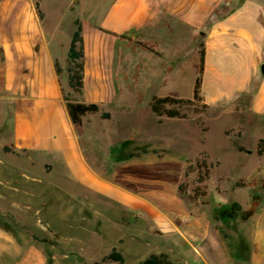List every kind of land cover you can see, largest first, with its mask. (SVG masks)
<instances>
[{
	"label": "rangeland",
	"instance_id": "rangeland-1",
	"mask_svg": "<svg viewBox=\"0 0 264 264\" xmlns=\"http://www.w3.org/2000/svg\"><path fill=\"white\" fill-rule=\"evenodd\" d=\"M242 1L226 6L231 11ZM256 1L264 12V0ZM42 2L64 81L75 16L98 22L116 0ZM156 29L127 34L151 41L164 33L160 24ZM205 29L183 26L164 40L160 56L128 39L88 38L85 93L65 97L99 104L77 125L82 144L97 170L135 191L142 204L130 210L74 177L44 173L30 164L28 151L17 157L0 149V264H93L113 247L126 261L106 264H139L151 253H165L175 264H264V72L259 68L246 89L219 96L203 79V97L193 99ZM166 95L193 99L167 105L185 116L153 111V97ZM5 98L0 92V145L13 123ZM234 202L255 206L254 214L248 220L217 215Z\"/></svg>",
	"mask_w": 264,
	"mask_h": 264
},
{
	"label": "crops",
	"instance_id": "crops-1",
	"mask_svg": "<svg viewBox=\"0 0 264 264\" xmlns=\"http://www.w3.org/2000/svg\"><path fill=\"white\" fill-rule=\"evenodd\" d=\"M232 1L116 0L103 20L88 22L75 16L74 23L77 27L76 20L82 22L84 58L92 34L95 40L104 36L107 41L116 42L123 39L121 34L128 35V31L144 33L148 30L150 33L160 24L164 33H153L150 41L157 44L159 53L156 54L160 56L164 40L171 41L183 26L206 28L207 33L201 35L205 49L204 88H210L213 96H219L246 89L264 64L262 5L256 0H243L229 11L226 5ZM219 2L225 3L224 12L218 13L221 15L215 19L212 15ZM39 3L43 16L39 14L36 0H0V67L4 66V73L0 69L3 76L0 92L6 93L5 102L13 113L11 137L2 145L14 144L19 154H9L17 157L24 156L26 149L30 164L39 165L44 173H57L64 180L74 177L96 194L136 210L142 204L140 195L103 176L86 153L67 108L65 94L74 91L69 85V70L64 72L63 81L62 60L53 54L48 39L51 20L42 0ZM87 32L93 33L88 36ZM68 51L66 62H69ZM56 62L60 64V72ZM85 102L96 101L86 99ZM11 167L13 171L18 170V165Z\"/></svg>",
	"mask_w": 264,
	"mask_h": 264
},
{
	"label": "trees",
	"instance_id": "trees-1",
	"mask_svg": "<svg viewBox=\"0 0 264 264\" xmlns=\"http://www.w3.org/2000/svg\"><path fill=\"white\" fill-rule=\"evenodd\" d=\"M36 7L39 11L40 16H43V13L40 9L39 0H36ZM77 27L74 31L69 51H68V61H69V85L73 88V90L78 91L80 93L83 92L85 85V48H84V38H83V26L80 19L76 20ZM121 38L128 39L130 41H134L141 47L159 53L157 50V44L152 43L150 41L134 38L133 36H129L126 34H121ZM205 49L202 48L200 51V66L199 73L195 81L194 90H193V99H201L202 95V81H203V73L205 67ZM57 71H61L60 64L56 62ZM191 98H183L177 97L175 95H166V96H154L152 100V109L158 115H168V116H185V114H181L177 108H168V104L172 105H183L190 104L193 102ZM67 108L69 115L74 124L81 125L83 122V117L90 113H96L100 111V106L96 102H82V101H72L67 99ZM102 116L104 118H109L111 116L110 112H103ZM0 149L4 152H17V149L14 144H5L0 145ZM27 152V150H23ZM262 152V149L259 151ZM206 164V162H204ZM255 212V206H251L250 208L244 209L239 202H234L231 205L222 206L218 210V216L222 218H235L240 217L243 220H248ZM38 239V236H35ZM41 240L49 242L51 244H56L55 240H51L49 238H42ZM126 261L125 255L117 249V247H113L112 250L106 254L101 261H95L93 264H106L107 262H119L124 263ZM139 264H175L167 254L165 253H151L146 258L140 261Z\"/></svg>",
	"mask_w": 264,
	"mask_h": 264
},
{
	"label": "water",
	"instance_id": "water-1",
	"mask_svg": "<svg viewBox=\"0 0 264 264\" xmlns=\"http://www.w3.org/2000/svg\"><path fill=\"white\" fill-rule=\"evenodd\" d=\"M261 69H262V72H264V64L262 65V68Z\"/></svg>",
	"mask_w": 264,
	"mask_h": 264
}]
</instances>
